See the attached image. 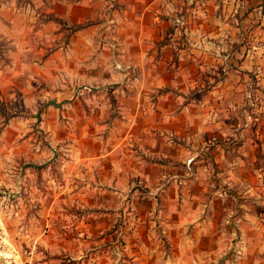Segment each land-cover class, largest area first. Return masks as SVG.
Masks as SVG:
<instances>
[{
    "label": "crops",
    "instance_id": "obj_1",
    "mask_svg": "<svg viewBox=\"0 0 264 264\" xmlns=\"http://www.w3.org/2000/svg\"><path fill=\"white\" fill-rule=\"evenodd\" d=\"M254 8L0 0V99L31 92L37 76L56 93L41 121L45 159L86 180L87 211L71 230L88 264H264V226L240 199L253 189V149L221 147L246 135L224 134L225 101L213 98L235 88L230 13L237 23ZM18 118L7 125L14 134Z\"/></svg>",
    "mask_w": 264,
    "mask_h": 264
},
{
    "label": "rangeland",
    "instance_id": "obj_2",
    "mask_svg": "<svg viewBox=\"0 0 264 264\" xmlns=\"http://www.w3.org/2000/svg\"><path fill=\"white\" fill-rule=\"evenodd\" d=\"M244 1L255 8L248 13L246 9L237 23L233 20L239 13L232 17L231 12V22L225 26L235 39L227 50L238 55V60L226 61L231 87L235 88L223 90L213 98L222 96L221 101H225L222 109L228 113L229 122L224 134L246 135L240 141L232 137L230 144L221 142V147L242 146L249 152L253 149L252 155L245 158L254 170L253 189L245 190L247 193L240 194V199L244 206L251 205L257 211L258 225L263 227L264 221L260 219L264 218V0ZM234 68L236 72L232 71ZM42 88L45 85L37 76L31 92L0 99V264H88L89 247L82 248L81 254L78 252L79 242L85 238L71 230L74 221L87 211L86 206L80 208L83 204L79 191L87 186L86 180L74 174L68 177L58 157L50 162L45 159L47 146L41 121L45 105L56 100V93H46ZM17 115L23 119L18 118L16 125L22 132L14 134L15 130L7 125ZM232 124L234 127H229ZM227 158L232 159L233 155ZM225 176L229 173L225 172ZM79 257L81 260H77Z\"/></svg>",
    "mask_w": 264,
    "mask_h": 264
},
{
    "label": "trees",
    "instance_id": "obj_3",
    "mask_svg": "<svg viewBox=\"0 0 264 264\" xmlns=\"http://www.w3.org/2000/svg\"><path fill=\"white\" fill-rule=\"evenodd\" d=\"M111 102H113V101L111 100Z\"/></svg>",
    "mask_w": 264,
    "mask_h": 264
}]
</instances>
